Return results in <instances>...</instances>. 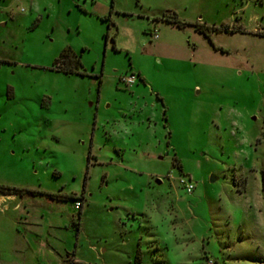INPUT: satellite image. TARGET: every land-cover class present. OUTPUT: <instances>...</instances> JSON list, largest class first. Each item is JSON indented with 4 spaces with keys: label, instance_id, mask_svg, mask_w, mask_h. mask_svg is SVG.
<instances>
[{
    "label": "rangeland",
    "instance_id": "374dc122",
    "mask_svg": "<svg viewBox=\"0 0 264 264\" xmlns=\"http://www.w3.org/2000/svg\"><path fill=\"white\" fill-rule=\"evenodd\" d=\"M0 185V264H264V0H0Z\"/></svg>",
    "mask_w": 264,
    "mask_h": 264
},
{
    "label": "trees",
    "instance_id": "16d2710c",
    "mask_svg": "<svg viewBox=\"0 0 264 264\" xmlns=\"http://www.w3.org/2000/svg\"><path fill=\"white\" fill-rule=\"evenodd\" d=\"M161 18L167 23H170L176 26H178V24H181L177 21L176 15L172 13L171 14L168 13V15H165V16L164 14H162ZM184 25H186V23H184ZM199 32H202V30ZM51 70H55L57 72H63L65 74H77L80 76L84 75V72L82 71V65L79 61V57H77L68 48L64 49L59 54L58 58L54 60ZM15 192H17L15 188L0 185V193L2 194H14ZM47 196H50L52 198L57 197L56 194L55 195L49 194ZM60 198H62V200L60 201H73V203L77 202L78 200L80 201L83 199L82 195L76 196L75 194L62 195L60 196ZM79 212L80 211L78 210V214ZM73 226L76 227V224L74 223ZM76 231L77 229L75 228V232Z\"/></svg>",
    "mask_w": 264,
    "mask_h": 264
},
{
    "label": "built area",
    "instance_id": "2783aa9c",
    "mask_svg": "<svg viewBox=\"0 0 264 264\" xmlns=\"http://www.w3.org/2000/svg\"><path fill=\"white\" fill-rule=\"evenodd\" d=\"M153 39L156 38L155 32L152 36ZM121 82L125 85V86H131L134 82H135V77L133 74H130L128 76H125L123 78H121ZM179 184L182 186V188L184 189L185 193L190 194L193 190V184L190 182H186L183 179H179ZM73 207L75 210H77L79 208V203L75 202L73 203Z\"/></svg>",
    "mask_w": 264,
    "mask_h": 264
},
{
    "label": "crops",
    "instance_id": "0c3cea01",
    "mask_svg": "<svg viewBox=\"0 0 264 264\" xmlns=\"http://www.w3.org/2000/svg\"><path fill=\"white\" fill-rule=\"evenodd\" d=\"M77 7H79V6H77ZM14 199H15V197L13 195H11V194H0V200H4V201L8 200V201H11V200H14ZM17 206H18V204L16 203L15 206H14V208H17ZM36 262L38 264V261H36Z\"/></svg>",
    "mask_w": 264,
    "mask_h": 264
},
{
    "label": "water",
    "instance_id": "95a60500",
    "mask_svg": "<svg viewBox=\"0 0 264 264\" xmlns=\"http://www.w3.org/2000/svg\"><path fill=\"white\" fill-rule=\"evenodd\" d=\"M156 183H159V181H158V180H156Z\"/></svg>",
    "mask_w": 264,
    "mask_h": 264
}]
</instances>
